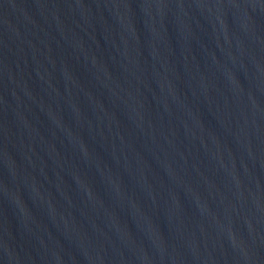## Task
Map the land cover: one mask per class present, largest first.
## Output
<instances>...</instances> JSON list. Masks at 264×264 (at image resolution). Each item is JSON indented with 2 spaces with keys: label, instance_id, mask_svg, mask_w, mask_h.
<instances>
[{
  "label": "water",
  "instance_id": "obj_1",
  "mask_svg": "<svg viewBox=\"0 0 264 264\" xmlns=\"http://www.w3.org/2000/svg\"><path fill=\"white\" fill-rule=\"evenodd\" d=\"M0 264H264V0H0Z\"/></svg>",
  "mask_w": 264,
  "mask_h": 264
}]
</instances>
